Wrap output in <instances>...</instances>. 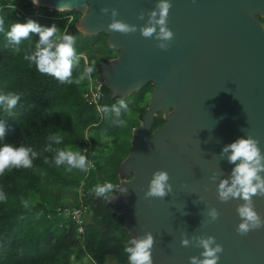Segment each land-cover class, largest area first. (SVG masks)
Segmentation results:
<instances>
[{
  "label": "water",
  "instance_id": "obj_1",
  "mask_svg": "<svg viewBox=\"0 0 264 264\" xmlns=\"http://www.w3.org/2000/svg\"><path fill=\"white\" fill-rule=\"evenodd\" d=\"M171 2L174 39L168 50L139 30L110 31L111 12L101 11L118 9L117 19L143 26L158 0H39L38 7L77 11L76 28L84 36H108V47L119 55L102 62L99 73L113 97L154 86L118 167L121 180L111 201L121 210L129 238L153 233L154 264H190L191 256H200L202 248L182 246L185 233L190 239L215 236L224 247L219 264H264V228L239 235L236 209L243 201L221 202L217 191L235 167L221 155L224 146L252 135L264 153V0ZM141 11L144 20L138 19ZM158 114L165 125L152 131ZM157 170L169 173L173 191L145 199ZM121 187L127 192H119ZM253 200L264 218V197ZM212 207L220 217L209 222Z\"/></svg>",
  "mask_w": 264,
  "mask_h": 264
},
{
  "label": "trees",
  "instance_id": "obj_2",
  "mask_svg": "<svg viewBox=\"0 0 264 264\" xmlns=\"http://www.w3.org/2000/svg\"><path fill=\"white\" fill-rule=\"evenodd\" d=\"M0 17L4 18L0 94L21 95L12 110L0 104V123L6 127L0 147L5 143L23 144L39 153L32 167H12L0 175V189L7 197L0 202V264H107L109 260L129 264L124 247L130 238L121 210L116 203L97 196L93 188L106 182L120 184L118 167L130 152L132 131L140 126L153 84L124 98L128 108L121 109L119 117L103 113L100 109L118 105L121 99L113 97L101 83L100 64L119 55L108 47L106 34L84 36L76 28L79 12L38 7L32 0H0ZM29 19L45 27L55 24L60 33L74 35L80 59L71 79H78L94 61L91 75L79 84H69L39 72L24 58L35 50L39 35L30 34L19 45L6 38L12 24ZM98 86L100 99L95 103L91 89L97 91ZM131 112L136 118L129 117ZM164 125L163 115L158 114L152 131ZM55 134L62 138L59 144L50 141ZM49 144L52 151H45ZM57 150L81 151L90 167L69 171L67 164L56 166ZM65 189L74 194L73 202L65 200ZM22 201H27V207ZM66 209H81V225L64 215Z\"/></svg>",
  "mask_w": 264,
  "mask_h": 264
},
{
  "label": "clouds",
  "instance_id": "obj_3",
  "mask_svg": "<svg viewBox=\"0 0 264 264\" xmlns=\"http://www.w3.org/2000/svg\"><path fill=\"white\" fill-rule=\"evenodd\" d=\"M32 3L39 6V0H32ZM173 7L171 0H158L155 8L147 13V23L143 26L129 24L123 20L117 19L118 9L104 7L102 13L111 12L112 22L108 29L112 32L122 34H131L140 31L144 38H155L157 47L162 50H168L171 41L174 39V32L168 27V16L170 9ZM67 7H60L58 11L62 12ZM145 13L141 11L138 19L144 20ZM4 31V18L0 17V32ZM38 34L39 40L36 43L35 50L25 55V59L34 63L37 70L43 74H48L59 81L69 84L80 83L85 77L91 75L95 70V62L92 66H86L84 73L75 81L71 79L72 69L79 64V56L76 52V37L71 34L60 33L58 27L53 24L50 27L41 26L36 21L29 19L26 23H14L10 31L6 33V38L16 45L22 40L27 39L30 34ZM21 99L18 93L0 94V104L7 106L8 110L14 109ZM128 105L124 99L118 100V105L113 104L110 108L105 106L100 109L103 113H115L119 117L121 109L127 110ZM123 125V121L120 122ZM6 127L0 123V138H4ZM58 134L52 135L50 141L57 144L61 142ZM260 140L257 137L248 135L246 138L241 137L224 146L221 155L227 156L230 164H234L231 175L227 179H222L218 184V199L221 202L230 200H242L243 203L237 207V212L241 222L236 231L239 235L246 236L249 232L264 228V218L256 211L253 197H264V153L260 147ZM45 151H52L51 144ZM87 150L85 149V152ZM39 155L33 148L21 144L15 146L5 143L0 147V175L5 173L6 169L12 167H32L33 160ZM48 162L47 160L45 161ZM56 166L67 164L68 170L78 168L87 170L90 163L85 154L81 151L57 150L54 158ZM238 162V163H237ZM213 181L216 176L211 177ZM170 181V175L166 170H157L153 173L149 189L145 193V199L148 198H165L172 191L173 186ZM117 185L106 182L103 185H96L93 191L97 196L104 197L108 202L112 201L116 192ZM119 192H127L126 188H119ZM7 199L5 192L0 189V202ZM27 207V201H22ZM208 216L209 222L219 219L220 212L212 207ZM155 236L152 232H147L139 237H132L127 241L124 252L128 254L129 264H154L153 249ZM181 244L184 247L195 246L202 248L200 256H191L190 264H219L221 254L224 252L222 244L217 243L215 236H193L188 238L184 234ZM202 257V258H201Z\"/></svg>",
  "mask_w": 264,
  "mask_h": 264
},
{
  "label": "built area",
  "instance_id": "obj_4",
  "mask_svg": "<svg viewBox=\"0 0 264 264\" xmlns=\"http://www.w3.org/2000/svg\"><path fill=\"white\" fill-rule=\"evenodd\" d=\"M91 86L94 88V83L91 82ZM93 88L91 89V94H92V101L97 103L98 100L100 99V93H99V86H98V90L94 91ZM64 215L66 217L72 216L73 220H75L79 225H81L82 223V213H81V209H73V210H69L66 209L64 210ZM81 230V229H80Z\"/></svg>",
  "mask_w": 264,
  "mask_h": 264
},
{
  "label": "rangeland",
  "instance_id": "obj_5",
  "mask_svg": "<svg viewBox=\"0 0 264 264\" xmlns=\"http://www.w3.org/2000/svg\"><path fill=\"white\" fill-rule=\"evenodd\" d=\"M102 49V48H101ZM134 116H136V115H134V113L133 112H131L130 113V115H129V117L132 119ZM134 118H136V117H134ZM86 134L88 135L89 134V130H87L86 131ZM67 191H68V189H65V191H64V193H66L65 195H64V197H65V200L66 201H68V202H73L74 200H75V198H74V194L73 193H71L70 191H68L69 193H67ZM69 194V195H68ZM73 194V195H72ZM72 264H80V263H78V262H72ZM86 264H88V261H86ZM107 264H114V262L112 261V260H109V261H107Z\"/></svg>",
  "mask_w": 264,
  "mask_h": 264
}]
</instances>
